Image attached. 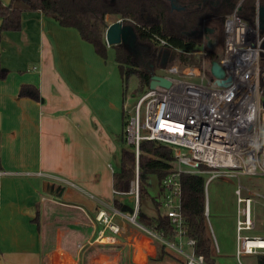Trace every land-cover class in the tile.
<instances>
[{
    "label": "crops",
    "instance_id": "0c3cea01",
    "mask_svg": "<svg viewBox=\"0 0 264 264\" xmlns=\"http://www.w3.org/2000/svg\"><path fill=\"white\" fill-rule=\"evenodd\" d=\"M241 2L242 18L252 11ZM109 17L119 20L108 15L107 25ZM21 25L0 32V264H184L189 246L166 245L155 260L161 242L125 213L114 217L119 234L92 242L96 212L115 210L111 163L126 91L117 64L106 78L102 58L75 29L32 11ZM205 32L212 47V30ZM24 85L38 100L20 96ZM232 227L235 240V216Z\"/></svg>",
    "mask_w": 264,
    "mask_h": 264
},
{
    "label": "built area",
    "instance_id": "2783aa9c",
    "mask_svg": "<svg viewBox=\"0 0 264 264\" xmlns=\"http://www.w3.org/2000/svg\"><path fill=\"white\" fill-rule=\"evenodd\" d=\"M237 9L224 17L223 55L219 63L224 79H228L226 86H217L207 70L205 50L211 46L204 40L199 50L188 53L199 58L198 66L168 64L159 76L169 81V87L148 88L135 102L125 127L126 144L134 149L136 165L142 141L164 144L173 152L174 168L161 182V202L172 225L174 242L140 226L165 246H189L191 252L184 264L205 261L203 256L194 254V241L183 237L182 174L206 175L207 181L233 178L234 256L240 263L243 256L264 254V229L255 213L257 204L264 208V195L248 183L253 178H264V19L257 2L248 16L242 14L241 18ZM5 174L0 170V176ZM129 194L138 204L137 178ZM117 214L116 210L96 212L93 221L101 228L92 242L103 239L105 232L120 233L114 222ZM131 219L135 220V211ZM262 229V234L258 233Z\"/></svg>",
    "mask_w": 264,
    "mask_h": 264
},
{
    "label": "trees",
    "instance_id": "16d2710c",
    "mask_svg": "<svg viewBox=\"0 0 264 264\" xmlns=\"http://www.w3.org/2000/svg\"><path fill=\"white\" fill-rule=\"evenodd\" d=\"M179 1L189 3L193 8L176 19L165 0H8L6 4L0 0V32H19L24 11L40 12L64 28L75 29L81 39L91 44L94 52L105 59V18L108 15L116 16L123 24L130 25L135 33V41L131 47L119 44L112 48L124 89L129 77L135 76L137 86L134 95L139 98L149 88L151 77L161 74L168 64L198 66L199 58L188 53L199 50L203 30L206 28L212 30V43H219L218 48H213L212 45L205 50L206 61L208 64L220 62L224 45V17L232 13L240 1L242 8L246 10L253 11L256 2L259 8L264 9V0H217L213 6L209 0ZM198 2H201V7L197 9ZM186 25L193 31H183ZM5 78L6 72L0 68V80ZM19 94L38 100V91L33 86H22ZM128 119L129 115L123 112L119 136V142L123 146L119 153V169L112 170L113 207L120 213L134 214V201L125 204L121 196L129 195L131 183L137 178L136 223L149 231L162 233L165 241L174 242L172 225L162 210L161 202V182L174 168L173 152L164 144L142 141L136 165L134 149L125 140ZM204 176H180L183 237L194 241L193 252L203 256L205 264H215V246L205 215ZM260 192L264 195V187ZM141 197L149 199L154 207V215H148L141 209ZM258 233L262 234V230ZM155 243V260H161L166 255L165 245ZM255 257L256 264H264V254Z\"/></svg>",
    "mask_w": 264,
    "mask_h": 264
},
{
    "label": "rangeland",
    "instance_id": "374dc122",
    "mask_svg": "<svg viewBox=\"0 0 264 264\" xmlns=\"http://www.w3.org/2000/svg\"><path fill=\"white\" fill-rule=\"evenodd\" d=\"M5 4L8 0H1ZM197 6V5H196ZM193 6L190 7L192 9ZM195 8V6H194ZM183 12V11H182ZM181 11L173 10V14L176 19L182 14ZM113 22L117 21L115 17H109ZM188 27V26H186ZM186 27L184 31H186ZM188 32V30H187ZM208 33H204V38L202 34V43L207 40ZM206 43V42H205ZM219 43H213V48H218ZM103 67L105 71L106 78H109L112 73V68H115L116 62L114 58V50L112 47H107L106 57L102 59ZM207 70L209 71V64H207ZM158 73V72H157ZM137 86V79L135 76H131L128 79L126 91V110L127 114L130 116L132 114V109L137 101L138 97L135 94V89ZM123 87V86H122ZM122 144L119 142L118 151L112 158L111 166L113 170L119 169V153L122 148ZM205 181H207L208 176H204ZM136 180V179H135ZM134 180V181H135ZM133 181V182H134ZM245 181V179H243ZM248 183L259 191H262L264 187V178L251 179ZM132 184V183H131ZM235 187V180L230 177H215L205 183V209L207 210L206 219L211 236L214 242L215 249V264H256L255 256H243L240 258V263L236 260L234 256V229L232 227L233 216H235L236 203L235 196L233 193ZM131 194L121 196V200L124 203H132L134 197ZM262 200V199H260ZM135 210L138 208V204L134 201ZM141 209L148 215H154V207L147 197H141L140 199ZM163 210V209H162ZM255 213L260 220L259 225L264 229V208L261 203L255 206ZM133 214L129 215L130 223L137 224L131 219ZM138 227V226H137ZM140 231L141 228L138 227ZM262 229V231H263ZM250 234V233H249ZM219 248V249H218Z\"/></svg>",
    "mask_w": 264,
    "mask_h": 264
},
{
    "label": "water",
    "instance_id": "95a60500",
    "mask_svg": "<svg viewBox=\"0 0 264 264\" xmlns=\"http://www.w3.org/2000/svg\"><path fill=\"white\" fill-rule=\"evenodd\" d=\"M171 8L172 6L170 7V9ZM259 11L261 19H264V9L259 8ZM134 41L135 33L133 31V28L130 25L123 24L121 19L107 25L104 32V42L106 43L107 47L119 44L129 45L131 47ZM209 72L215 79V84L217 86H226L228 79H224L225 72L219 62H211ZM169 85V81L165 78L159 75H153L149 82V89H154L157 86L169 87Z\"/></svg>",
    "mask_w": 264,
    "mask_h": 264
},
{
    "label": "flooded vegetation",
    "instance_id": "af4514ba",
    "mask_svg": "<svg viewBox=\"0 0 264 264\" xmlns=\"http://www.w3.org/2000/svg\"><path fill=\"white\" fill-rule=\"evenodd\" d=\"M165 1L167 3H169L170 7L172 6L171 12H173V10H177V11H181V12L183 11V13H184V12H187L190 10L189 8H190L191 4H189V3H186V2L181 3L179 0H165ZM187 33H189V31Z\"/></svg>",
    "mask_w": 264,
    "mask_h": 264
}]
</instances>
